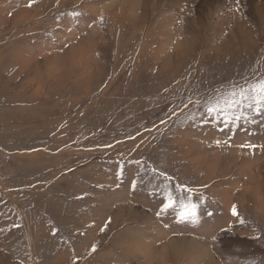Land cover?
Masks as SVG:
<instances>
[{"label":"rangeland","instance_id":"1","mask_svg":"<svg viewBox=\"0 0 264 264\" xmlns=\"http://www.w3.org/2000/svg\"><path fill=\"white\" fill-rule=\"evenodd\" d=\"M262 81L264 0H0V264H264Z\"/></svg>","mask_w":264,"mask_h":264},{"label":"snow or ice","instance_id":"2","mask_svg":"<svg viewBox=\"0 0 264 264\" xmlns=\"http://www.w3.org/2000/svg\"><path fill=\"white\" fill-rule=\"evenodd\" d=\"M28 6H31V4ZM246 91L247 90L242 89L240 93L242 99L248 101L246 107L251 108L257 115L262 114V112H264V81L252 86L251 95H247ZM230 95L235 96L236 93L232 92ZM189 103H193V101L189 100ZM227 103L228 107H233L234 105L240 104V101L230 100ZM220 110L219 103H217L209 106L207 108V113L211 115ZM235 119L239 120L240 117L237 116ZM167 179L171 178L169 177ZM176 193H179V195ZM176 193H173L170 190L165 191L163 207L161 208V212L158 214H162L169 210H175L177 216L181 220H190L195 222L197 218L198 205L192 202V189H189L186 186H177ZM232 214L234 216L237 215L235 206L232 209ZM92 251L95 252L96 248L93 247Z\"/></svg>","mask_w":264,"mask_h":264},{"label":"bare ground","instance_id":"3","mask_svg":"<svg viewBox=\"0 0 264 264\" xmlns=\"http://www.w3.org/2000/svg\"><path fill=\"white\" fill-rule=\"evenodd\" d=\"M123 11H125V10H128V4L127 5H125V8L124 9H122ZM117 14V13H116Z\"/></svg>","mask_w":264,"mask_h":264}]
</instances>
